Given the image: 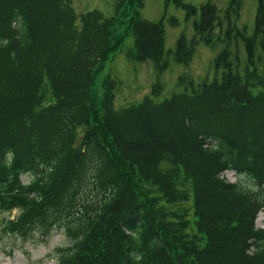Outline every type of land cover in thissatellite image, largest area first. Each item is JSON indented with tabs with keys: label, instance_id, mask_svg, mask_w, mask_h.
Listing matches in <instances>:
<instances>
[{
	"label": "trees",
	"instance_id": "1",
	"mask_svg": "<svg viewBox=\"0 0 264 264\" xmlns=\"http://www.w3.org/2000/svg\"><path fill=\"white\" fill-rule=\"evenodd\" d=\"M174 3L195 17L193 39L177 40L179 64L200 42L213 46L228 21L217 77L116 109L118 82L107 75L100 94L97 77L123 46L118 17L131 13L133 61L169 66L164 25L142 17L144 0H118L111 18L78 14L72 0H0V213L17 211L4 235L61 231L58 264H264L263 0L253 36L232 24L244 0H232L224 21L211 3ZM233 34L248 54L244 74ZM192 196L195 233L184 206Z\"/></svg>",
	"mask_w": 264,
	"mask_h": 264
},
{
	"label": "rangeland",
	"instance_id": "2",
	"mask_svg": "<svg viewBox=\"0 0 264 264\" xmlns=\"http://www.w3.org/2000/svg\"><path fill=\"white\" fill-rule=\"evenodd\" d=\"M118 0H72L73 7L78 14L93 10H100L106 17L115 16V7ZM186 4L200 8L202 5L211 3L220 10V16L225 20V11L230 6L232 0H183ZM261 0H244L240 17H232V24L243 30L247 29L248 35L253 36L256 27V16ZM264 4V0H263ZM144 19L154 23L162 22L166 31L165 59L169 62L168 68L159 72L152 61L138 63L133 61L129 55L135 50V39L128 31V24L131 13L128 16L118 17V26L114 32V37L125 35L123 46L105 64L103 73L97 77V88L103 79L110 75L118 82L115 90V108L122 109L133 104H139L146 96H151L155 102L161 103L171 98L174 94L193 93L195 89L205 81L214 80L216 75L214 61L218 54L228 46L226 37L228 21L225 20L223 29L215 30L214 45L208 46L200 42L195 51L193 60L188 65H182L175 61L174 53L177 47V40L185 34L188 39L194 37V20L187 19V12L178 7L174 0L166 4V0H144V7L140 10ZM172 20H177V25H172ZM231 49L239 51L242 61L241 73L244 74V67L248 61V54L241 38L232 35ZM262 54L261 48L258 55ZM223 72H219L220 78ZM157 85L162 86V91L158 95H153V90ZM257 93V91H256ZM223 178L231 182H239L240 177L233 171H227ZM242 179V178H241ZM29 176H23V182H30ZM155 189V188H153ZM193 196L184 206L189 211L191 222V232L195 233V216L193 213ZM13 214L0 213V264H58L55 250L59 246L67 244V239L61 231H54L48 237L40 235L29 240L20 237L7 236L1 231L3 220L7 217L14 218ZM257 228L264 229V210L257 218Z\"/></svg>",
	"mask_w": 264,
	"mask_h": 264
}]
</instances>
